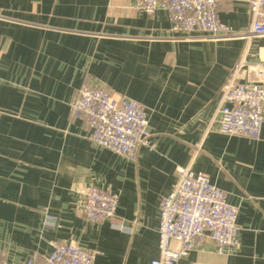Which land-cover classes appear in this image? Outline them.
<instances>
[{
    "label": "crops",
    "instance_id": "1",
    "mask_svg": "<svg viewBox=\"0 0 264 264\" xmlns=\"http://www.w3.org/2000/svg\"><path fill=\"white\" fill-rule=\"evenodd\" d=\"M216 14L248 33L246 2L222 0ZM245 52L241 82L264 88V36L176 33L165 11L148 15L136 0H0V262L44 264L72 243L95 264H150L159 202L189 166L237 207L239 244L218 255L206 236L177 264H264V121L258 140L217 131L221 88ZM84 85L141 104L150 146L129 159L93 145L70 114ZM88 186L117 195L113 220L82 215Z\"/></svg>",
    "mask_w": 264,
    "mask_h": 264
},
{
    "label": "built area",
    "instance_id": "2",
    "mask_svg": "<svg viewBox=\"0 0 264 264\" xmlns=\"http://www.w3.org/2000/svg\"><path fill=\"white\" fill-rule=\"evenodd\" d=\"M222 0H136L138 10L148 15L165 11L176 33H203L211 37L239 35L264 36V0L246 2L251 22L247 34H236L222 25L216 9ZM247 52L230 70L222 88L217 131L249 140L260 138L264 121V88L259 83L241 82L242 71L250 65ZM255 74L264 79V64L255 65ZM72 117H81L89 130L88 140L95 146L133 159L142 146H150L148 116L145 108L125 96H113L104 89L82 86L70 104ZM178 179L172 191L158 206V258L150 264H177L196 250L208 236L216 253L224 255L238 247L237 207L226 194L210 183L209 177L187 167L177 168ZM117 195L88 186L81 191L80 211L90 223L115 218ZM114 227L123 230L122 225ZM177 243L178 248H172ZM96 254L72 243L54 245L44 264H95ZM0 264H6L1 261ZM24 264H40L33 256Z\"/></svg>",
    "mask_w": 264,
    "mask_h": 264
}]
</instances>
